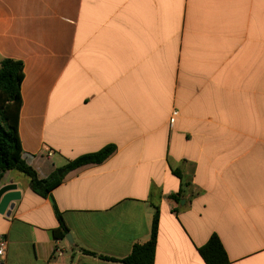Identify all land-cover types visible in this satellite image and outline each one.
Listing matches in <instances>:
<instances>
[{
	"label": "crops",
	"instance_id": "crops-1",
	"mask_svg": "<svg viewBox=\"0 0 264 264\" xmlns=\"http://www.w3.org/2000/svg\"><path fill=\"white\" fill-rule=\"evenodd\" d=\"M6 59L24 66L18 131L40 179L116 148L46 197L5 173L21 194L0 214L6 264H122L101 256L147 243L156 208L154 264H205L213 234L229 264H264V0H0Z\"/></svg>",
	"mask_w": 264,
	"mask_h": 264
},
{
	"label": "trees",
	"instance_id": "trees-1",
	"mask_svg": "<svg viewBox=\"0 0 264 264\" xmlns=\"http://www.w3.org/2000/svg\"><path fill=\"white\" fill-rule=\"evenodd\" d=\"M24 80V66L21 61L6 59L0 65V181L4 173L17 171L28 177L31 188L41 196H48L49 193L62 183L63 175L60 177L54 173L47 179H40L37 172L29 166L23 158V149L19 138V114L22 107L21 85ZM116 148L113 145L104 147L102 150L78 157L68 163L65 172L78 169L89 164H101L110 157ZM173 173L181 177L179 171ZM182 191L173 194L171 199L180 203ZM55 214L59 222V228L54 230L57 239L65 238L69 229L66 226L61 213L55 207ZM159 230V211L156 208L151 236L147 243L135 245L131 254L125 259L118 260L101 256L104 260L120 262L122 264H154ZM84 253L95 256V253L85 251ZM199 255L205 264H229L228 255L223 244L216 234H213L208 242L198 248Z\"/></svg>",
	"mask_w": 264,
	"mask_h": 264
},
{
	"label": "water",
	"instance_id": "water-1",
	"mask_svg": "<svg viewBox=\"0 0 264 264\" xmlns=\"http://www.w3.org/2000/svg\"><path fill=\"white\" fill-rule=\"evenodd\" d=\"M65 173V169L58 171V175L61 177ZM21 197L20 192L17 190V186L14 184L6 185L0 189V214L10 216L11 210L15 206V201ZM66 239L70 244L73 243L71 236L68 234Z\"/></svg>",
	"mask_w": 264,
	"mask_h": 264
},
{
	"label": "built area",
	"instance_id": "built-area-1",
	"mask_svg": "<svg viewBox=\"0 0 264 264\" xmlns=\"http://www.w3.org/2000/svg\"><path fill=\"white\" fill-rule=\"evenodd\" d=\"M175 115H176V113L171 115V117L169 119V122L171 125L174 124ZM8 244L9 243H8L7 236L5 234H0V264H6Z\"/></svg>",
	"mask_w": 264,
	"mask_h": 264
},
{
	"label": "rangeland",
	"instance_id": "rangeland-1",
	"mask_svg": "<svg viewBox=\"0 0 264 264\" xmlns=\"http://www.w3.org/2000/svg\"><path fill=\"white\" fill-rule=\"evenodd\" d=\"M15 173L17 172V171H14ZM4 175H5V173H4ZM4 175H3V178H4ZM12 175H14V174H12Z\"/></svg>",
	"mask_w": 264,
	"mask_h": 264
}]
</instances>
